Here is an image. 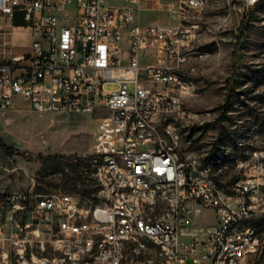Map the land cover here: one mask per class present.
Here are the masks:
<instances>
[{"label": "built area", "instance_id": "built-area-1", "mask_svg": "<svg viewBox=\"0 0 264 264\" xmlns=\"http://www.w3.org/2000/svg\"><path fill=\"white\" fill-rule=\"evenodd\" d=\"M111 1L0 0V110L15 108L18 98L40 113L101 110L94 164L107 157L87 200L1 193V261L254 264L263 250L253 223L264 215V159L240 162L243 177L232 189L218 183L211 168L193 172L175 127L187 114L182 98L192 93L184 52L191 29L141 25L138 0ZM196 2L206 0H185L180 11ZM17 29L33 37L20 52L13 42ZM150 57L153 62L143 63ZM108 83L118 87L107 90ZM164 150L175 152V161L164 160ZM202 205L213 208L216 224L202 234L186 231ZM143 234H151L154 247L140 243ZM6 240L11 250L3 248Z\"/></svg>", "mask_w": 264, "mask_h": 264}, {"label": "rangeland", "instance_id": "rangeland-1", "mask_svg": "<svg viewBox=\"0 0 264 264\" xmlns=\"http://www.w3.org/2000/svg\"><path fill=\"white\" fill-rule=\"evenodd\" d=\"M184 1L147 0L141 16L161 26L191 29L193 38L184 52L192 93L182 98L187 114L175 125L180 151L210 165L221 185L232 189L243 177L240 162L264 159V0L254 9L255 0H206L204 7L182 13ZM112 4L129 3L112 0ZM24 43L21 35L15 46ZM153 61L150 57L143 63ZM117 87V83L105 86ZM129 89L132 92L134 86ZM229 93L231 102L225 105ZM102 114L101 110L40 113L20 98L15 108L0 110V194L70 193L87 200L94 183L93 144ZM200 207L186 226L202 234L215 225L216 217L213 208ZM255 225L263 250L254 264H264V217ZM11 232L7 227L6 235ZM2 246L12 249L9 240ZM1 260L0 256V264H17L14 259Z\"/></svg>", "mask_w": 264, "mask_h": 264}, {"label": "bare ground", "instance_id": "bare-ground-1", "mask_svg": "<svg viewBox=\"0 0 264 264\" xmlns=\"http://www.w3.org/2000/svg\"><path fill=\"white\" fill-rule=\"evenodd\" d=\"M205 3L206 2H196V4H190V10L202 8V7H204ZM190 43H191V41H188V46ZM188 115L190 116L191 113ZM185 116L182 117V120L184 119ZM182 120H175V125ZM187 121H188V119H187ZM239 142H241V141L239 140ZM164 160L175 161V152H172L171 150H164ZM193 163H194L193 172L207 173V172H209V168H211V166L208 164L199 163L198 159H196V158H193ZM94 167H95L94 178H103V168H107V157H99L97 159V163L94 164ZM262 216H260V217H262ZM260 217H258V218H260ZM256 219L257 218H255L254 221ZM254 235H259V232L256 230L255 226H254ZM140 243H142L144 247H154V240L151 238V234H143V236H140ZM163 256H170V248H163Z\"/></svg>", "mask_w": 264, "mask_h": 264}, {"label": "crops", "instance_id": "crops-1", "mask_svg": "<svg viewBox=\"0 0 264 264\" xmlns=\"http://www.w3.org/2000/svg\"><path fill=\"white\" fill-rule=\"evenodd\" d=\"M111 3H112V1H111ZM147 0H138V3L136 4V12H137V15H138V22L141 24V25H159V24H157V23H154V22H156V20H153V19H151L150 17H148V16H141L142 14H141V12H140V10L142 11H144V10H146L147 9ZM142 11V12H143ZM145 12V11H144ZM21 24V23H20ZM20 24H18V25H20ZM23 36L24 37V39H25V43L21 46V47H17V46H15V48H16V52H20L21 50H23V49H27L28 47H29V45L31 44V41H32V33H31V31L28 29V30H26V31H20L19 29H17L16 31H15V33H14V37H13V42H14V44H16L17 43V38H20V36ZM202 55H204V54H202ZM203 58H205V57H203ZM203 58H201V59H203ZM192 217V216H191ZM191 217H190V219H189V221L188 222H190L191 221ZM187 222V223H188ZM216 224V223H215ZM185 229H186V231H188V232H190V231H192V229L191 228H187V226H185ZM188 264H192V261H189L188 262Z\"/></svg>", "mask_w": 264, "mask_h": 264}, {"label": "trees", "instance_id": "trees-1", "mask_svg": "<svg viewBox=\"0 0 264 264\" xmlns=\"http://www.w3.org/2000/svg\"><path fill=\"white\" fill-rule=\"evenodd\" d=\"M258 2H259V0H256V2L254 3V5H253L251 8L254 9V7H256V5H257ZM17 24H20V22L17 21ZM230 102H231V93H229V94L227 95L225 105L230 104ZM224 115H225V113H222L221 116H224ZM6 148H7V146H6ZM217 181H218V180H217ZM218 183H220V182L218 181ZM262 217H264V215H263ZM262 217L257 218V219L254 221V223H253L254 226H256L255 224H257V223L261 220ZM257 227H258V226H257Z\"/></svg>", "mask_w": 264, "mask_h": 264}]
</instances>
